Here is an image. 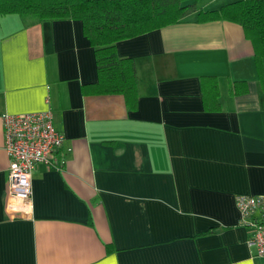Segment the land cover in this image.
<instances>
[{"label": "crops", "instance_id": "obj_1", "mask_svg": "<svg viewBox=\"0 0 264 264\" xmlns=\"http://www.w3.org/2000/svg\"><path fill=\"white\" fill-rule=\"evenodd\" d=\"M235 1L184 0L117 41L127 93L80 20L0 15V264H264L236 204L264 195V58L241 25L198 17ZM47 110L64 141L16 208L1 117Z\"/></svg>", "mask_w": 264, "mask_h": 264}, {"label": "trees", "instance_id": "obj_2", "mask_svg": "<svg viewBox=\"0 0 264 264\" xmlns=\"http://www.w3.org/2000/svg\"><path fill=\"white\" fill-rule=\"evenodd\" d=\"M184 0H0V15L18 14L35 21L78 19L94 48L100 80L114 77L127 93L134 85L132 60L120 58L115 44L180 21L195 9ZM200 20L226 19L241 25L258 59L264 58V0H238L199 11ZM115 72L117 75H115ZM119 80V81H118Z\"/></svg>", "mask_w": 264, "mask_h": 264}, {"label": "built area", "instance_id": "obj_3", "mask_svg": "<svg viewBox=\"0 0 264 264\" xmlns=\"http://www.w3.org/2000/svg\"><path fill=\"white\" fill-rule=\"evenodd\" d=\"M4 150L8 156L7 195L12 204L21 205L31 198V171L34 165L48 160L59 148L64 136L52 123L49 110L1 117ZM240 223L249 228L248 243L264 256V195L236 197Z\"/></svg>", "mask_w": 264, "mask_h": 264}]
</instances>
